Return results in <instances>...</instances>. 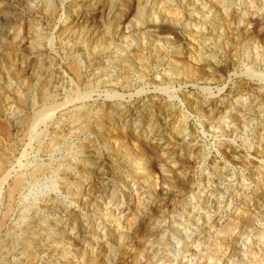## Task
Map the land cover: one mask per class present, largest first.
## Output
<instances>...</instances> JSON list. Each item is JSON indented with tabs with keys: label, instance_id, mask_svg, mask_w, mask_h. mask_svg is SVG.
Masks as SVG:
<instances>
[{
	"label": "rangeland",
	"instance_id": "rangeland-1",
	"mask_svg": "<svg viewBox=\"0 0 264 264\" xmlns=\"http://www.w3.org/2000/svg\"><path fill=\"white\" fill-rule=\"evenodd\" d=\"M0 264H264V0H0Z\"/></svg>",
	"mask_w": 264,
	"mask_h": 264
},
{
	"label": "bare ground",
	"instance_id": "bare-ground-1",
	"mask_svg": "<svg viewBox=\"0 0 264 264\" xmlns=\"http://www.w3.org/2000/svg\"><path fill=\"white\" fill-rule=\"evenodd\" d=\"M9 176H10L9 174H6V175H5V177L3 178V183H5V182L7 181V178H8ZM16 177H17V176H16ZM19 181H20V179H17L15 184L18 185V184L20 183Z\"/></svg>",
	"mask_w": 264,
	"mask_h": 264
}]
</instances>
